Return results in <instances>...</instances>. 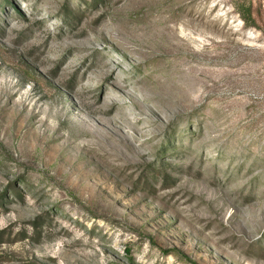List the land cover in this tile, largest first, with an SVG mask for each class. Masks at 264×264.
<instances>
[{"label": "rangeland", "instance_id": "obj_1", "mask_svg": "<svg viewBox=\"0 0 264 264\" xmlns=\"http://www.w3.org/2000/svg\"><path fill=\"white\" fill-rule=\"evenodd\" d=\"M0 264H264V0H0Z\"/></svg>", "mask_w": 264, "mask_h": 264}]
</instances>
